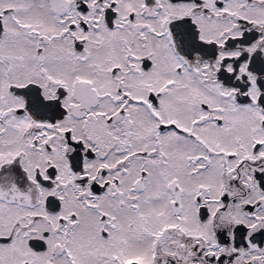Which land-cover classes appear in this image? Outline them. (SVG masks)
<instances>
[{
  "label": "snow or ice",
  "instance_id": "snow-or-ice-1",
  "mask_svg": "<svg viewBox=\"0 0 264 264\" xmlns=\"http://www.w3.org/2000/svg\"><path fill=\"white\" fill-rule=\"evenodd\" d=\"M0 264H264V0H0Z\"/></svg>",
  "mask_w": 264,
  "mask_h": 264
}]
</instances>
